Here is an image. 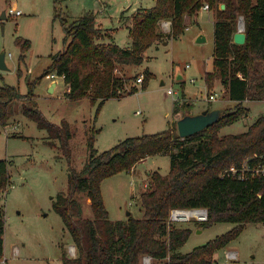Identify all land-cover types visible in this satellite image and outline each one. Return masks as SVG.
I'll return each mask as SVG.
<instances>
[{
    "label": "rangeland",
    "instance_id": "1",
    "mask_svg": "<svg viewBox=\"0 0 264 264\" xmlns=\"http://www.w3.org/2000/svg\"><path fill=\"white\" fill-rule=\"evenodd\" d=\"M154 5V0H0V53H6L9 67L8 71L0 70V87L15 86L20 94L29 95V82L40 78L51 64V55L65 48L62 19L69 24L93 13L99 24L110 32L111 38L107 41L124 48L131 42V16L139 8ZM204 6L197 18L185 17L187 29L179 38L168 35L169 20L159 22L158 31L165 36L145 52L143 64L120 66L116 71L117 76L125 72L127 78L141 75L145 70L152 76L145 86L137 80L129 81L128 91L134 85L137 90L106 100L98 114L97 106L88 97L66 99L67 86L56 73L36 83L35 98L11 104L8 126L0 124V160H7L11 177L0 198L6 220L0 264H63L64 254L71 258L77 256L73 238L55 212L53 201L58 194L68 191L69 170L82 171L88 158L87 139L94 132V147L104 152L126 138L159 133L170 124L177 126V121L186 114L235 109L236 103L218 78L210 90L205 82V74L214 71L216 15L213 9ZM10 9L19 10L21 15L9 16ZM3 13L6 18L2 20ZM241 21L244 23L242 16L238 18L237 31ZM199 36H204L205 41L197 42ZM18 40L28 41L29 47L23 48ZM263 68L264 65H257L254 69L264 74ZM51 81L57 82L55 93L49 92ZM168 89L174 94H168ZM210 92L218 94L216 100L208 99ZM34 103L50 122L69 123L73 137L67 149L24 115L23 108ZM242 105L247 113L222 127L221 136L244 133L264 115V99L246 100ZM170 169L169 155H151L138 162L131 172L122 171L104 179L101 193L109 218L113 221L127 220L129 216L142 218L141 193L150 185V174L157 171L166 176ZM76 198L82 204L83 217L93 218L86 194H77ZM172 224L192 230L179 249L183 254L236 226L224 222L204 227L195 218ZM146 257H142L140 264L165 263V260ZM213 260L214 264H264V223L246 225L238 237L213 254Z\"/></svg>",
    "mask_w": 264,
    "mask_h": 264
},
{
    "label": "trees",
    "instance_id": "2",
    "mask_svg": "<svg viewBox=\"0 0 264 264\" xmlns=\"http://www.w3.org/2000/svg\"><path fill=\"white\" fill-rule=\"evenodd\" d=\"M154 1L151 8H139L131 16V42L124 48L107 41L110 32L93 13L69 24L62 19L65 48L51 55V64L40 78L29 82V95L20 94L15 86L0 87V124L4 127L9 123L11 104L35 98L36 83L52 73L64 76L66 99L88 97L97 106L98 114L106 100L137 90L134 85L128 91L129 81L143 76L145 86L152 76L145 70L127 78L125 72L117 76L116 71L120 66L143 64L145 52L165 36L158 31L160 21L169 20L168 35L179 38L187 29V15L197 18L205 4L215 11L214 71L205 74V82L210 90L218 78L236 103L235 109L223 111L214 125L186 138H181L177 126L170 124L165 131L129 137L98 152L94 147L95 132L88 137V158L82 171L69 170L68 191L58 194L53 201L55 212L61 216L77 248L76 257L64 254L63 264H140L144 256L165 260L164 264H214L213 254L238 237L246 225L264 223V176L240 179L230 172L233 166L241 167L248 156L264 154V115L244 133L219 134L222 127L247 113L244 101L264 99V74L254 69L264 63V0ZM240 16L246 33L243 45L233 42ZM20 43L26 49L30 44L22 40ZM23 113L68 148L73 134L67 121L59 125L50 122L35 103L23 108ZM151 155H169L171 169L166 176L157 171L150 174V185L141 193L143 217L111 220L101 183L119 172H131L138 162ZM10 182L8 162L0 160V198ZM80 193L90 199L93 218L83 217L82 204L76 198ZM173 209H206L208 219L202 223L204 227L224 222L236 226L183 254L179 249L192 230L169 222ZM5 224L4 208L0 207V259L4 255Z\"/></svg>",
    "mask_w": 264,
    "mask_h": 264
},
{
    "label": "water",
    "instance_id": "3",
    "mask_svg": "<svg viewBox=\"0 0 264 264\" xmlns=\"http://www.w3.org/2000/svg\"><path fill=\"white\" fill-rule=\"evenodd\" d=\"M225 5L221 6V9H224ZM4 18V14H3ZM205 37L199 36L197 39V42H204ZM233 42L238 45H243L246 42V33L243 29H240L234 34ZM0 70L1 71H8L9 67L6 63V53L1 52L0 53ZM178 79H182L181 75H178ZM162 84H164L162 82ZM56 86V83H53V85L50 87L49 92L54 93V88ZM222 111L219 109L211 110V111H204L200 114L196 115H185L181 119L177 121V129L179 136L181 138H186L189 136H192L194 134H197L198 132H201L205 130L206 128L214 125L219 118L221 117Z\"/></svg>",
    "mask_w": 264,
    "mask_h": 264
},
{
    "label": "built area",
    "instance_id": "4",
    "mask_svg": "<svg viewBox=\"0 0 264 264\" xmlns=\"http://www.w3.org/2000/svg\"><path fill=\"white\" fill-rule=\"evenodd\" d=\"M205 9L209 8V5L206 4L204 6ZM10 16H20L21 12L19 10L10 9L9 10ZM11 57V54H9ZM55 75L53 74L52 77ZM64 78V76H63ZM143 76L137 79L138 83H142ZM168 94H174L172 89L167 90ZM218 94L217 93H210L209 100H216ZM230 172L233 175H238L240 179H245L246 176H264V154H254L253 156H248L242 163L241 167H231ZM197 211L199 212L200 216L194 215L193 217H184L185 213ZM190 218H195L199 222H206L208 219V212L206 209H173L170 212L169 222H179V221H189ZM147 259L146 256H144Z\"/></svg>",
    "mask_w": 264,
    "mask_h": 264
},
{
    "label": "crops",
    "instance_id": "5",
    "mask_svg": "<svg viewBox=\"0 0 264 264\" xmlns=\"http://www.w3.org/2000/svg\"><path fill=\"white\" fill-rule=\"evenodd\" d=\"M4 14V18H3V15L1 16V19L3 20V19H5L6 18V14L5 13H3ZM10 16V15H9ZM12 56V55H11ZM260 65H264V63H262V62H260ZM53 75V74H52ZM54 75H56V74H54ZM59 76V75H58ZM59 77H61V78H63V76H59ZM64 79V78H63ZM221 82V81H220ZM53 83H56V86H55V88H54V93H55V91H56V89H57V82L56 81H51L50 82V84H49V86H52L53 85ZM211 93V92H210ZM4 246H5V239H4ZM18 248H16V254H18Z\"/></svg>",
    "mask_w": 264,
    "mask_h": 264
},
{
    "label": "bare ground",
    "instance_id": "6",
    "mask_svg": "<svg viewBox=\"0 0 264 264\" xmlns=\"http://www.w3.org/2000/svg\"><path fill=\"white\" fill-rule=\"evenodd\" d=\"M243 27H244V23L241 21L240 29H243ZM194 215H197L198 217L200 216L199 212L191 211V212L185 213L184 217L188 218V217H193Z\"/></svg>",
    "mask_w": 264,
    "mask_h": 264
}]
</instances>
